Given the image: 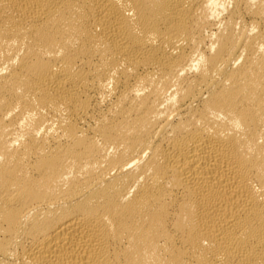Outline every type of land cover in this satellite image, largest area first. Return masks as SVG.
Listing matches in <instances>:
<instances>
[{
  "label": "bare ground",
  "instance_id": "obj_1",
  "mask_svg": "<svg viewBox=\"0 0 264 264\" xmlns=\"http://www.w3.org/2000/svg\"><path fill=\"white\" fill-rule=\"evenodd\" d=\"M0 264H264V0H0Z\"/></svg>",
  "mask_w": 264,
  "mask_h": 264
}]
</instances>
